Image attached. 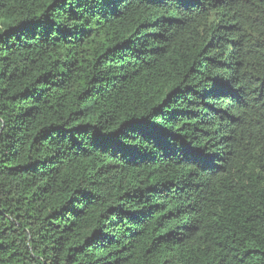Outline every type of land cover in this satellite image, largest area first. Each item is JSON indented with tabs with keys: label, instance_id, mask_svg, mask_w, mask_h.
Masks as SVG:
<instances>
[{
	"label": "trees",
	"instance_id": "obj_1",
	"mask_svg": "<svg viewBox=\"0 0 264 264\" xmlns=\"http://www.w3.org/2000/svg\"><path fill=\"white\" fill-rule=\"evenodd\" d=\"M0 264H264V0H0Z\"/></svg>",
	"mask_w": 264,
	"mask_h": 264
}]
</instances>
